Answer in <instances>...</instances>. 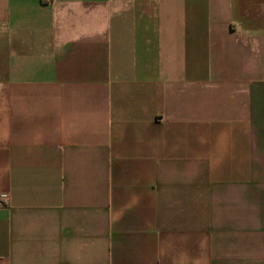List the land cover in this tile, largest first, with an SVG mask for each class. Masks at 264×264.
<instances>
[{"label": "crops", "instance_id": "1", "mask_svg": "<svg viewBox=\"0 0 264 264\" xmlns=\"http://www.w3.org/2000/svg\"><path fill=\"white\" fill-rule=\"evenodd\" d=\"M237 1L0 0V264H264Z\"/></svg>", "mask_w": 264, "mask_h": 264}, {"label": "rangeland", "instance_id": "2", "mask_svg": "<svg viewBox=\"0 0 264 264\" xmlns=\"http://www.w3.org/2000/svg\"><path fill=\"white\" fill-rule=\"evenodd\" d=\"M259 10L260 18H264V0H238L237 1V12L246 14L252 11Z\"/></svg>", "mask_w": 264, "mask_h": 264}, {"label": "built area", "instance_id": "3", "mask_svg": "<svg viewBox=\"0 0 264 264\" xmlns=\"http://www.w3.org/2000/svg\"><path fill=\"white\" fill-rule=\"evenodd\" d=\"M7 203V197L6 195H0V207L5 206Z\"/></svg>", "mask_w": 264, "mask_h": 264}]
</instances>
